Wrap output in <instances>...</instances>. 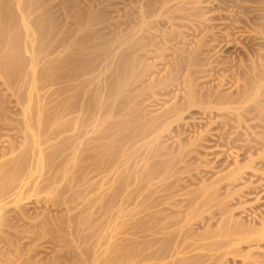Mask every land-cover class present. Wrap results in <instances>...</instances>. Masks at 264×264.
Masks as SVG:
<instances>
[{
    "label": "rangeland",
    "instance_id": "1",
    "mask_svg": "<svg viewBox=\"0 0 264 264\" xmlns=\"http://www.w3.org/2000/svg\"><path fill=\"white\" fill-rule=\"evenodd\" d=\"M167 1L0 0V264L168 263L172 253L165 261L139 255L155 241L154 229L142 238L138 227L140 217L156 209L146 211L140 201L154 192L165 198L158 217L171 214L159 227L179 221L168 230L182 224L192 243L221 245L181 257L264 264V0ZM123 49L136 52L124 58ZM198 49L204 53L197 66L177 65L179 56L185 60ZM94 50L99 69L88 62ZM62 52L84 56L77 72L91 69L90 76L77 79L71 65L60 68ZM170 75L172 84L161 91ZM108 77L113 84L101 100L99 90L89 94L83 83ZM250 83L262 85V93L236 96ZM191 90L198 94L194 108L155 130L158 117L184 107ZM209 91L230 102H209ZM119 99L124 103L115 106L123 109L115 113ZM135 125L141 130L134 134ZM118 129L120 137L133 135L124 143L106 141L117 162L105 172L103 158L84 150L92 136ZM94 158L100 170H80ZM225 176L232 177L218 186ZM113 182L121 184L115 191ZM204 187H211L209 203L190 204ZM249 230L262 231L237 235ZM165 232L155 247L172 242Z\"/></svg>",
    "mask_w": 264,
    "mask_h": 264
},
{
    "label": "bare ground",
    "instance_id": "2",
    "mask_svg": "<svg viewBox=\"0 0 264 264\" xmlns=\"http://www.w3.org/2000/svg\"><path fill=\"white\" fill-rule=\"evenodd\" d=\"M168 1H170V0H168ZM167 1V2H168ZM166 3V2H165ZM166 5V4H165ZM168 5V4H167ZM144 23H142L141 24V26L143 25ZM142 29V28H141ZM249 33H251V32H249ZM85 36V35H84ZM178 36V35H177ZM85 37H83L82 39H84ZM222 38V37H221ZM66 39V38H65ZM79 39H81V37L79 38ZM81 39V40H82ZM67 40V39H66ZM78 40V39H77ZM75 41H76V39H75ZM80 40H78V42H79ZM83 41V40H82ZM82 41H80L79 43H81ZM85 41V40H84ZM83 41V42H84ZM224 41V40H223ZM64 42H65V40H64ZM67 42V41H66ZM87 42V41H86ZM229 42V41H228ZM231 42V41H230ZM74 43V45H72V44H70L72 47L73 46H75V45H77V42H76V44H75V42H73ZM78 43V44H79ZM152 43V42H151ZM64 44V43H63ZM67 44V43H66ZM88 44V43H87ZM230 44V43H229ZM80 45V44H79ZM78 45V46H79ZM231 45V44H230ZM68 46V45H67ZM77 46V47H78ZM76 47V48H77ZM85 47V46H84ZM68 48H70V47H68ZM87 48V47H86ZM117 48V47H116ZM74 49H75V47H74ZM73 49V50H74ZM118 49H119V47H118ZM130 49V48H129ZM65 50H67V49H65ZM70 50V49H69ZM82 50V49H81ZM80 50V53H83L82 51ZM98 50V49H97ZM139 50V49H138ZM75 51V50H74ZM79 51V50H78ZM84 51V50H83ZM95 51V50H94ZM123 51H125L124 49H123ZM131 51V50H130ZM66 53H68V51H65ZM65 52L63 53V55L65 54ZM98 52H99V50H98ZM134 53V52H136V50H134V51H131V53ZM139 52V51H138ZM71 53V52H70ZM76 53V52H75ZM80 53H76L75 55H70V54H68V55H70L71 57H67L68 55L66 54V56L64 55V57L62 58V60L60 61V68H61V66H63V67H68V66H70L71 65V67H72V69H74V71L72 72L73 73V77L74 76H76L77 77V79H78V77H80V79H81V75H83V76H86V75H89L90 73H91V69H90V71H87V70H85L84 72L83 71H81V73L80 74H78V72H77V70H80L79 68H81L80 66L81 65H79L80 63H81V57L83 58L84 56H86L87 54H85V53H83V55L84 56H81L80 58H78L79 56H80ZM87 53H89V50L87 51ZM97 52L95 51V52H90V55L91 56H93V58H91V57H89V60H88V62L91 64L92 63V65H93V67H94V69H96V67L98 68V66H99V64H100V62H98V61H96L95 60V58L97 57L98 58V54L99 53H97ZM130 52L129 53H127L126 51L125 52H122V54H120L121 56H123V55H127V57H128V55H130L131 54ZM132 53V54H133ZM204 52H203V50H201V49H198V50H196V52H195V54L192 56V57H190V58H187V59H185L184 60V58L183 57H181V56H179L180 57V60H179V62H178V64L177 65H183V64H187V65H196L197 64V62H199L200 60H201V58H200V55L201 54H203ZM73 54H74V52H73ZM136 54V53H135ZM134 54V55H135ZM139 54V53H138ZM62 55V54H61ZM98 55V56H97ZM120 55H119V57H120ZM74 56V57H73ZM103 56H105V55H103ZM117 56H118V54H117ZM138 56V55H137ZM202 56V55H201ZM88 57V56H87ZM100 57V56H99ZM124 57V56H123ZM61 58V57H60ZM59 58V59H60ZM96 58V59H97ZM118 58V57H117ZM121 58V57H120ZM125 58V57H124ZM130 58H131V56H130ZM86 59V58H85ZM91 59V60H90ZM106 59V58H105ZM119 59V58H118ZM179 59V58H178ZM133 60V59H132ZM78 61H80V62H78ZM84 61V60H83ZM97 63H96V62ZM118 61V60H117ZM217 61V60H216ZM176 62V61H175ZM201 62V61H200ZM221 62V61H220ZM34 63V62H33ZM58 63V62H57ZM102 63V62H101ZM126 63V62H125ZM59 64L57 65V66H59ZM119 64H120V62H119ZM119 64H118V66H119ZM218 64V63H217ZM55 65V64H54ZM86 65V64H85ZM89 65V64H88ZM95 65V66H94ZM198 65V64H197ZM196 65V66H197ZM117 66V65H116ZM220 66V65H219ZM114 67V66H113ZM85 68H87V67H85ZM115 68V67H114ZM71 69V70H72ZM99 69V68H98ZM253 69V68H252ZM70 70V71H71ZM83 70V69H82ZM113 70V69H112ZM125 70H126V68H125ZM70 71H66L65 73L67 74V73H69V74H67V76L68 75H70ZM108 71V70H107ZM120 71V70H119ZM64 72V71H63ZM93 72V71H92ZM124 72V71H123ZM251 72L254 74V75H256L255 74V70H251ZM64 73V74H65ZM94 73V72H93ZM116 73V72H115ZM196 73H198V71H194V72H192V74H196ZM65 74V75H66ZM120 74V73H119ZM123 74V73H122ZM191 74V75H192ZM248 74V73H247ZM109 75V74H108ZM130 75V74H129ZM71 76V77H72ZM82 76V77H83ZM90 76V75H89ZM113 76V75H112ZM172 75H170V77H167V78H165V79H163V87H162V90L161 91H163V90H167V88L170 86V83L172 84V81L174 80V78L173 77H171ZM70 77V78H71ZM115 77V76H114ZM85 78V77H84ZM79 79V80H80ZM83 79V78H82ZM69 80H71V79H69ZM79 80H78V82H79ZM117 80V79H116ZM115 80V81H116ZM112 79L110 78V77H108V78H106L105 80H101V82L100 83H98V84H94V79H92V78H87V79H85V81L83 82V83H86L88 86H91L90 87V89H88V93H89V91H90V93H92L93 91H96V90H99V92H98V95H96V96H100L98 99L99 100H101L102 99V97L101 96H104V94L106 95V93H107V91H108V89H109V86L111 87V85L113 84L112 82ZM114 81V82H115ZM110 83H112V84H110ZM191 83V82H190ZM94 85V86H93ZM82 86V85H81ZM123 86V85H122ZM76 87H77V85H76ZM192 87V86H191ZM81 88V87H80ZM129 88V87H128ZM161 88V87H160ZM112 89V88H111ZM63 90V89H62ZM73 90V89H72ZM189 90H190V88H189ZM194 90V89H193ZM261 90H262V85H260V84H257V83H250V84H247V85H245L244 87H243V89H240V90H238L237 91V95L236 96H243V97H248V96H258V94H261L262 92H261ZM66 91V90H65ZM110 91V90H109ZM108 91V92H109ZM85 92V91H84ZM209 92H211V93H208L207 95H205V96H209V98H208V101L209 102H217V103H221V102H230V100L228 101H225V100H223L222 98H220L219 96H222V95H220L219 93H216V92H212V91H209ZM78 93H80L79 91H78ZM77 93V94H78ZM87 93V94H88ZM89 93V94H90ZM112 93V92H111ZM199 93V92H198ZM81 94V93H80ZM79 94V95H80ZM88 94V95H89ZM93 94V93H92ZM68 95V94H67ZM86 95V94H85ZM84 95V96H85ZM87 95V96H88ZM128 95H130V94H128ZM204 95V94H203ZM69 96V95H68ZM90 97L92 96V95H89ZM188 99H187V101H186V103H184V107H180V110H178V111H176V109H171V110H169V111H167L166 113H164V114H162V115H160L158 118L160 119L159 120V122H156V124H154V122H153V126H154V129L156 130L157 128V130H159V127L163 124V127H164V123H166V121L168 120L169 121V119H171L170 120V124L171 123H176L177 122V120L179 121V119L181 118V114L179 113V111H190L191 109H193L194 108V104H195V102H194V96H198V94L197 93H195V91L194 92H192V90L191 91H189V93H188ZM227 96V95H226ZM229 96H232V95H229ZM76 98V97H75ZM224 98V97H223ZM85 99V98H84ZM87 99V98H86ZM117 99V98H116ZM65 99H63V101H64ZM88 100V102H90L91 100H89V99H87ZM93 100V99H92ZM96 100V99H95ZM94 100V101H95ZM130 100V99H129ZM66 101H68V99L66 100ZM76 101V100H75ZM86 101V100H85ZM124 101H125V99H119V100H115V102H114V106H115V103H116V105H120V104H123L124 103ZM238 100H237V98L235 99V98H232V100H231V102L233 103H235V102H237ZM65 102V101H64ZM70 102V101H69ZM126 102H128V101H126ZM97 103V102H96ZM108 103V102H107ZM64 104V103H63ZM84 104V103H83ZM83 104H80V105H83ZM86 105H87V103H86ZM89 105V104H88ZM99 105H100V103H99ZM90 107V106H89ZM67 108V107H66ZM82 108V107H81ZM110 108V107H109ZM103 109L104 108H102V111L101 110H99V111H101V112H103ZM120 109H123L122 107L121 108H119V109H117L116 108V106L114 107V108H111V111H114L115 113H119V111H120ZM248 109V108H247ZM91 110V109H90ZM89 110V111H90ZM108 110V107H107V109H105L104 111L106 112ZM83 111V110H82ZM88 111V110H87ZM95 111V110H94ZM97 111V110H96ZM111 111L109 112V114L111 113ZM68 112V111H67ZM85 112V111H84ZM105 112H103V113H105ZM121 112V111H120ZM69 113V112H68ZM87 113V112H86ZM95 114V113H94ZM91 115V114H90ZM108 115V114H107ZM100 116H102V115H100ZM108 117V116H107ZM85 120V119H84ZM93 120V119H92ZM98 120V119H97ZM156 121V120H155ZM165 121V122H164ZM85 122V121H84ZM84 122H83V124H84ZM89 122V121H88ZM99 122V121H98ZM102 122V121H101ZM117 122V121H116ZM120 122V121H119ZM63 123H65V122H63ZM111 123H113V122H111ZM115 123V122H114ZM118 123V122H117ZM122 123V122H121ZM120 123V124H121ZM147 123V122H146ZM152 123V122H151ZM124 124V123H123ZM131 124V123H130ZM142 124V123H141ZM140 124V125H141ZM70 125V124H69ZM80 125V124H79ZM127 125V124H126ZM132 125V124H131ZM137 126V125H135V126H131L130 127V129L132 130V131H134V134H135V131L137 132H139L141 129V126H143L144 127V125H141V126ZM168 125V123L165 125V126H167ZM64 126V125H63ZM67 126H68V124H67ZM78 126V125H77ZM87 126H89V125H87ZM85 127V126H84ZM90 127H91V125H90ZM108 127V126H107ZM110 127V126H109ZM142 127V128H143ZM168 127V126H167ZM66 128V127H65ZM83 128V127H82ZM113 128V127H112ZM120 128H122V127H120ZM128 128V127H127ZM129 129V128H128ZM153 129V130H154ZM163 129V128H162ZM67 130V129H66ZM110 130H111V128H110ZM126 130V129H125ZM64 131V130H63ZM82 131H84V130H82ZM130 131V130H129ZM151 131V130H150ZM122 133V131H121V129L119 130H114V131H110V132H108V131H105L104 132V134L102 135H99V136H94V138H93V136H92V143L93 144H91V146H89L88 148H86L84 151H87V153H88V155L90 154V155H94V156H96V158H97V156L99 157L100 156V158L102 159L103 158V160L105 161V164H104V168H105V172H106V170L108 171V170H110L109 168H107L106 169V167H110L111 169H112V166L114 165V164H116V162H117V159L115 158V159H113V157H111V153H110V149H107L106 148V146H107V143L108 142H106V141H109V142H111V141H120L119 139H122V141H123V143L126 141V142H128L126 139H128L129 138V135H133V134H129V135H124V136H119V133ZM154 132V131H153ZM156 132V131H155ZM101 133V132H100ZM99 133V134H100ZM103 133V132H102ZM127 133V132H126ZM132 133V132H131ZM141 133V132H140ZM139 133V134H140ZM97 134V133H96ZM124 134V133H123ZM138 134V133H137ZM136 134V135H137ZM144 135V134H143ZM140 136V135H139ZM120 137V138H119ZM137 137V136H136ZM135 137V138H136ZM66 138V137H65ZM138 138V137H137ZM130 140H131V137L129 138ZM134 139V138H133ZM129 140V141H130ZM66 141V140H65ZM86 141V140H85ZM84 143V142H83ZM68 144V143H67ZM119 144V143H118ZM81 145V144H80ZM120 146V145H119ZM86 147V146H85ZM109 148V147H108ZM60 149V148H59ZM114 149V148H113ZM122 150V149H121ZM83 151V152H84ZM120 152V151H119ZM126 152V151H125ZM75 153V152H74ZM87 153H85V154H87ZM109 153V154H108ZM76 155H77V153H76ZM89 155V156H90ZM113 155V154H112ZM94 156H92V158L94 157ZM182 156L183 157H185V155L184 154H182L180 157H181V159L179 158V162H181L182 161ZM105 157V158H104ZM128 157V156H127ZM91 158V159H92ZM86 159V158H85ZM91 159H90V161H91ZM95 159V158H94ZM94 159L91 161V163H88V164H82V166H80V170H86V171H98V170H100L99 169V167H97L96 166V163H98L99 161H97V159H95V161H94ZM175 159V158H174ZM102 160V161H103ZM144 160V159H143ZM101 161V162H102ZM103 161V162H104ZM84 162V161H83ZM87 162V161H86ZM179 162H177V163H179ZM85 163V162H84ZM117 164H119V163H117ZM101 165V164H100ZM99 165V166H100ZM103 165V164H102ZM115 166V165H114ZM173 166V165H172ZM117 167V166H116ZM157 167V166H156ZM246 167H248V166H246ZM114 168V167H113ZM132 168V167H131ZM159 169V168H158ZM103 170V169H102ZM114 170V169H113ZM116 170V169H115ZM115 170H114V172H115ZM121 170V169H120ZM127 170H128V168H127ZM150 170V169H149ZM111 171V170H110ZM122 171H124V170H122ZM156 171V170H155ZM80 172H82V171H80ZM109 172V171H108ZM83 174H84V172H82ZM98 173V172H97ZM100 173V172H99ZM99 173H98V175H99ZM120 173V172H119ZM118 173V174H119ZM137 173V172H136ZM141 173V172H140ZM144 173V172H143ZM151 173H153V172H151L150 171V173H147L146 172V174H144L142 177V180L143 179H145L146 177H148ZM83 174H82V177H83ZM93 174V173H92ZM125 174H127V173H125ZM132 174V173H131ZM134 175V174H133ZM120 176V175H119ZM233 176V175H232ZM232 176H230V177H232ZM93 177V176H92ZM126 176H123V177H121L122 179H124ZM129 177V176H128ZM133 177V176H132ZM230 177H227V176H225V177H222V178H219L217 181H216V183H217V185L219 186V185H221L222 183H223V181L224 180H229L230 179ZM85 178V177H84ZM96 178V177H95ZM115 178V177H114ZM130 178H131V176H130ZM136 178V176L134 175V179ZM93 179V178H92ZM122 179H120L119 178V180H122ZM132 179V178H131ZM130 179V180H131ZM87 180V179H86ZM110 180V179H109ZM116 180H118V179H116ZM115 180V181H116ZM118 180V181H119ZM85 181V180H84ZM99 181V180H98ZM136 181V180H135ZM139 181V180H138ZM225 182V181H224ZM108 183V182H107ZM118 183H121V181H119ZM118 183H116V182H113L112 184H111V189H113L112 191H115L116 189H118L119 187H120V185L122 184H120V185H118ZM142 183H144V182H142ZM148 183V182H147ZM80 184V183H79ZM106 184V183H105ZM127 184V183H126ZM129 184H130V182H129ZM129 184H127V185H129ZM152 184V183H151ZM166 184V183H165ZM81 185V184H80ZM140 185V184H139ZM138 185V186H139ZM168 185V184H167ZM213 186H216V184H212ZM94 186V185H93ZM104 186V185H103ZM124 186H125V184H124ZM143 186V185H142ZM163 186H165L164 184H163ZM171 186V184L169 183V185L168 186H166L165 187V190H168L169 189V187ZM100 187H101V185H100ZM127 187H129V186H127ZM133 187V186H132ZM135 187V186H134ZM95 188H97L96 186H95ZM102 188L103 187H101V189L100 190H102ZM124 188V187H123ZM130 188H131V186H130ZM164 188V187H163ZM209 188L211 189V187H204V189L203 190H201V192L198 194V195H195L194 197H191V199H189V203L190 204H198V205H206V204H208L209 203V195H208V191H210L209 190ZM104 189V188H103ZM106 189V188H105ZM125 189V188H124ZM142 189V187H138L136 190L137 191H139V190H141ZM93 190H94V188H93ZM146 190V189H145ZM91 191V190H90ZM120 191H121V189H120ZM123 191V190H122ZM133 191V190H132ZM131 191V192H132ZM137 191H135V192H137ZM169 191H171V190H169ZM96 192V191H95ZM98 192V191H97ZM125 192H126V190H125ZM152 192V191H151ZM165 192V191H164ZM117 193V192H116ZM128 193V192H127ZM143 193V192H142ZM154 193H156V192H154ZM154 193H151V195H146V197H145V199H143L142 201H140V203L143 205V206H146V211L148 210V209H155V210H153V212H147L145 215H144V217H140L141 219H140V221H139V228L140 227H142L141 229V231H142V234H141V236H142V238H146V237H148V236H151V231H150V233L148 234L146 231H148L149 229H154L153 231H152V236L154 237V239H155V243L153 242V245H152V247H155V245L154 244H156V242H159V240L158 239H160V237H158L159 236V234L160 233H163V232H165V231H168L169 233H167L168 235H170L171 237H173V239H172V242H171V240H170V242L171 243H169V245H167L166 243L164 244V246L162 247V246H156L154 249L152 248V247H150L149 248V246H145V248L144 249H142L141 251H140V257H141V259L143 260V261H146V260H151L152 258H155V259H157V258H161V257H163V255H166V256H168V255H170V253H172V255L171 256H176V258L175 259H172V260H170V262H168V263H161V264H203L202 262H199V260L202 258V256L203 255H201V254H196V255H192L191 257L189 256V257H181V255H183V254H185V253H188V252H192V251H196V250H209V251H211L214 247V245L215 246H217V247H219V246H221L220 245V243L219 244H217V242L216 243H201V244H198V243H192L191 242V240H194V239H192L191 238V240H190V237H189V239H188V237H187V234H185V229L183 230V226H182V224H181V227L180 228H176L175 229V231L173 232V230H168L169 228H171V227H174V226H176L177 224L179 225V221L177 222H170V224H169V226H167V225H161V227H159L160 226V223H161V220H163V219H165V218H168V216H170L169 214H164L163 216H160V215H162V214H160L159 215V217H158V214L162 211V208L160 209H157V207H159L161 204H163V202H165L164 200H165V198L164 199H162V197H163V195H154ZM159 193V192H158ZM84 194V193H83ZM150 194V193H149ZM133 195V194H132ZM100 196V195H99ZM129 196V195H128ZM170 196V195H169ZM130 197V196H129ZM120 198H121V196H120ZM143 198V197H142ZM102 199H104V198H102ZM118 199V198H117ZM123 199V198H122ZM128 199V198H127ZM127 199H125V201L127 200ZM109 200V199H108ZM112 200V199H111ZM128 201V200H127ZM172 201V200H171ZM102 203V202H101ZM127 203V202H126ZM171 203V202H170ZM111 204V203H110ZM123 204V203H122ZM94 207V206H93ZM100 207V206H99ZM172 209V208H171ZM170 209V210H171ZM166 210V209H165ZM93 211V210H92ZM140 211V210H139ZM173 209H172V213H173ZM97 212H98V210H97ZM165 212V211H164ZM101 214V213H100ZM156 214H157V216H156ZM199 215H200V212L198 213ZM96 215H97V213H96ZM156 217V221H154V224H151V223H149V222H152L153 221V218H154V216ZM98 216H100V215H98ZM141 216V215H140ZM137 218V217H136ZM151 218V219H150ZM170 218V217H169ZM182 219V218H181ZM152 220V221H151ZM154 220H155V218H154ZM168 221V220H167ZM136 222V221H135ZM163 223V222H162ZM149 224H151V225H149ZM168 224V223H167ZM184 225V224H183ZM130 228V227H129ZM182 228V229H181ZM185 228V227H184ZM134 229V228H133ZM167 229V230H166ZM184 232H183V231ZM262 230H257V231H240L239 233H237V235H239V236H242L243 238H245V237H247V235H251V234H256V233H260ZM124 232V231H123ZM127 232V231H126ZM132 232V231H131ZM144 232V233H143ZM133 233V232H132ZM166 233V232H165ZM172 234V235H171ZM235 234V233H234ZM138 235V234H137ZM161 236V235H160ZM162 236H163V234H162ZM169 236V237H170ZM164 237H165V234H164ZM192 237V236H191ZM248 238V237H247ZM153 239V238H152ZM152 239H150L149 238V240H152ZM199 239H201V238H199ZM204 239V238H203ZM148 240V241H149ZM205 240V239H204ZM147 241V242H148ZM153 241V240H152ZM169 241V240H168ZM167 241V242H168ZM200 240H198L197 242H199ZM201 242V241H200ZM149 243V242H148ZM160 243V242H159ZM222 243V242H221ZM147 244V243H146ZM162 245V244H161ZM222 245H223V243H222ZM225 245V244H224ZM144 246V245H143ZM223 247V246H222ZM153 249V250H150L149 251V249ZM141 249V248H140ZM215 249V248H214ZM220 250V249H219ZM123 251V250H122ZM215 251V250H214ZM217 251H218V248H217ZM139 252V251H138ZM168 254V255H167ZM165 257V256H164ZM164 257H163V259H164ZM169 257V256H168ZM209 258V257H208ZM128 259V258H127ZM141 260V261H142ZM160 261H162V260H160ZM164 261H165V259H164ZM156 264H158V263H156ZM160 264V263H159Z\"/></svg>",
    "mask_w": 264,
    "mask_h": 264
}]
</instances>
